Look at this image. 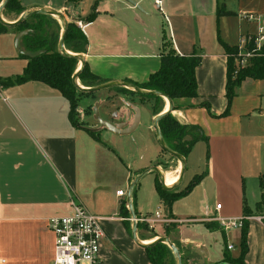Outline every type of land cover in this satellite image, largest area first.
<instances>
[{
    "label": "crops",
    "instance_id": "obj_1",
    "mask_svg": "<svg viewBox=\"0 0 264 264\" xmlns=\"http://www.w3.org/2000/svg\"><path fill=\"white\" fill-rule=\"evenodd\" d=\"M130 1L136 7L124 0H84L85 6H81L82 3L72 6L67 0H19L25 12L51 9L63 14L68 23L78 26L81 23L80 29L88 41L87 52L83 55L85 64L93 75L106 83L146 84L161 68L164 35L178 55L201 58L196 70L198 98L178 101L180 108L173 116L182 125L199 128L206 140L198 141L186 158L185 174L193 170L189 182L185 184L183 180L172 191H184L196 177L202 176V179L170 210L156 190L163 207L162 214L159 212L161 217L174 221L172 227H164V233L165 228L172 229L171 236L165 233L163 237L184 249L202 251L200 256L208 264L223 261L226 240L227 247H232L228 249L230 254L237 258L241 230L225 231L223 236L220 231H209L205 223L241 219L245 207L254 211L261 200L264 142L255 140V128L258 124L264 128V80L244 81L229 115L222 117L228 105L227 56L219 38L230 46H240L245 37L256 33L250 32L248 27L233 44L231 32L222 27V18L228 12L222 8L221 0H162L161 10L156 8L154 0ZM91 15L94 19L89 22L87 19ZM0 40L5 45L0 62L2 59L21 60L23 72L27 61L15 51L16 35L3 34ZM12 76L15 75L6 76L0 72V78ZM95 101L99 112L104 111V121L114 126L130 127L136 116L135 109H139L141 121L133 134L108 133L126 138L134 146L156 148L153 146L158 143L153 121L168 111L167 100L145 102L137 95L127 96L112 89ZM202 104L210 107L212 115ZM86 108L88 105L80 109L81 112ZM69 111V102L42 83L0 87V264H54L55 236L48 221L72 215L70 197L106 219L100 252L102 264H150L145 250L132 239L133 221L127 204L132 180L141 173L134 176L126 173L119 181L107 179L106 172L112 173L111 170L92 169L91 162L99 166L107 150L110 156L115 155L103 141V132L107 129L96 125L74 126ZM86 117L95 124L89 115ZM243 121L248 123L247 130ZM90 130L99 134L101 142L95 141ZM200 145L204 150L201 163L204 169L199 174L196 170H201L200 164L190 168L188 162ZM256 149L261 151L260 155ZM160 156L161 147L156 150L155 163ZM178 164L172 172L158 166L165 181L166 173L178 178L181 171ZM248 185L253 189L252 200L248 197ZM123 189L125 196L120 198L117 191ZM196 194H200L199 197ZM214 202L221 205L220 210L217 206L214 208ZM123 206L128 216L124 215ZM134 210L137 218L148 216L136 201ZM259 218L264 219L253 217L249 220L247 264H264V224ZM161 236L149 240L147 233L138 229L141 243H152Z\"/></svg>",
    "mask_w": 264,
    "mask_h": 264
},
{
    "label": "trees",
    "instance_id": "obj_2",
    "mask_svg": "<svg viewBox=\"0 0 264 264\" xmlns=\"http://www.w3.org/2000/svg\"><path fill=\"white\" fill-rule=\"evenodd\" d=\"M84 0H67V3L72 6H79ZM3 0H0V4ZM25 12L19 0H10L3 11V18L7 19V15L15 13L17 18ZM228 14V13H226ZM94 16L91 15L87 20L91 22ZM30 31L20 41L21 49L28 54H35L43 52L42 55L36 58H26L19 55L23 60L27 61L26 67L22 74L15 75L8 78H0V87L10 88L20 86L29 82H38L46 85L47 87L59 92L70 105L69 119L74 126H80L76 123L77 114L79 112L80 101L85 97H91L94 94H87L79 91L72 82L73 76L79 69V62L73 58L64 57L58 52V43L61 35V26L59 21L49 16H33L17 27H5L0 23V36L7 33L18 35L23 31ZM219 42L223 46L227 56V83H226V98L228 101L227 109L222 117L229 115L233 100L237 96V91L242 83L247 79L251 80H264V47L260 51L252 43L246 44L244 51L253 52V57L247 60L245 67L238 66L236 63L242 61L240 59L241 52L239 46H230L225 44L220 38ZM66 50L75 55H84L87 52L88 41L80 29V27L71 22L68 25L66 40ZM161 57L160 70L149 78V81L143 85H136L140 89L146 91H155L167 95L174 104V109L178 110L180 107L177 102L183 99L193 100L198 98L196 70L201 64V58L195 55L185 57L180 56L175 51L172 43L167 39L166 35L163 36V51ZM79 83L85 88H94L105 84L106 82L99 77L93 75L88 66L85 65L83 71L79 75ZM123 95H137L129 90L118 88L115 89ZM139 96V95H137ZM143 101L156 100L163 102L160 97L152 96H139ZM206 108L211 114L210 107L207 104L201 105ZM158 111L156 114H158ZM89 109L84 110L85 115L89 114ZM173 112L167 114L160 122L159 128L163 135L167 147L187 158L192 151L194 145L201 140H206L197 127L189 125H182L177 118L173 116ZM212 115V114H211ZM90 135L97 142H101L99 134L89 132ZM190 137L191 140L187 141L186 138ZM167 154L161 149L162 155ZM208 156V155H207ZM161 164H158L160 166ZM202 176L196 177L189 186L181 192L177 191H164L160 183L156 182L157 193L161 201L170 210L172 205L187 196L201 181ZM135 193H133V196ZM135 203V196L133 197ZM125 212L124 215L128 216L125 206L122 207ZM264 217V185L261 200L256 205L255 210L248 207L244 208L243 226L241 229V239L239 245V256L234 258L227 247L226 240L225 252L223 261L214 264H247L246 256L249 252L248 232L249 221L247 218ZM264 224V219H262ZM205 227L209 231H220L225 236V230L218 222H207ZM148 226L143 223L138 224V229L146 230ZM149 229V228H148ZM166 236L170 234V228H165ZM154 236L153 238H155ZM173 244L179 249L182 257L183 264H208L202 256L198 255L191 248H182L179 244ZM148 261L150 264H177L176 258L171 249L162 243L155 244L145 250Z\"/></svg>",
    "mask_w": 264,
    "mask_h": 264
},
{
    "label": "rangeland",
    "instance_id": "obj_3",
    "mask_svg": "<svg viewBox=\"0 0 264 264\" xmlns=\"http://www.w3.org/2000/svg\"><path fill=\"white\" fill-rule=\"evenodd\" d=\"M89 1L91 2V0H89ZM86 4H87V2H85L81 6H85ZM93 4H95V2ZM221 4H222V8L228 12V14L224 15V17L222 18V27L224 30L231 32L233 44L238 42L240 35L246 33L248 27H249V31L252 33H257L258 29H259L258 23H246L244 20H242V18H241L242 14H253V15H255V17L260 18V21H261L260 25L264 26V0H221ZM77 11L80 12V9H78ZM90 12H91V9H90ZM7 17L8 18L5 19L6 21H9V20L13 21V20H16V18H17L15 13H10L7 15ZM60 26H61V30H62V24L61 23H60ZM167 30H168V28H167ZM244 48H245V46H244ZM244 48L240 51L242 54L240 59H243L244 56L248 53V52L244 51ZM4 52H5V45L2 42V40H0V56L2 55V53L4 54ZM20 61L21 60H14V61L10 60L9 61L8 59H2V62H0L1 63L0 64V72H2L6 76L20 74L22 72V65H23L22 62H20ZM241 62L242 61H239L236 64L238 66L239 65L241 66L242 65ZM246 65L247 64H245V66ZM79 66H80V64H79ZM245 66H241V67H245ZM107 93H108V90H105V91H101V92L97 93L98 96L93 95L91 97L83 98L80 101L79 112H78L77 118L75 120L76 123L83 124L86 127L89 125H91V126L96 125V127H100V125L96 122L95 115L93 113V109L95 108V102H96L95 99L97 100V98L98 99L102 98V97L106 96ZM91 99H92V101H91ZM136 99H138V98H136ZM152 101H150V102H152ZM115 102H117V101H115ZM150 102H148V104ZM263 104H264V99H263ZM87 105H88V109H89L88 115L90 116V120L95 121V124H93L94 122L91 123L89 121V117L88 118L86 117L87 114L85 115V113L81 112V110H80V109H83V107H86ZM99 113H100L101 118L103 120H105L104 111L101 110ZM256 113H258V111H256ZM263 122H264V120H263ZM243 123H244L243 127L247 130L248 123L246 121H243ZM263 126H264V123H263ZM255 129H256L255 140L258 143L264 142V128L261 129V125L258 124ZM108 132L111 133L109 130L108 131L105 130L103 132V135H104L103 141L107 142V143H105V145L108 144V146L115 152V155L110 156V154H108V150L107 151L105 150L106 156H104V158L99 160V166H96V163H94L93 161L91 162V165H90V167L92 169H95V167H97V168L99 167L102 170H105V169L111 170L112 173L106 172L107 179L111 178L113 180L117 179L120 181L119 178L122 175L125 176L126 173H130V176H132V175L134 176L138 172L142 173L145 170H147L148 168H151L153 166H158V164H161L160 166L163 170H167L169 172H172L179 165L178 164L179 162L176 159L170 157L168 154L162 155L161 160L159 162L157 161V163H155V161H156V158H155L156 150H160V145L158 143L153 144V146L156 147L155 149L150 148L149 146L147 148H145V146H143V145L134 146L131 142L126 140V138H116V136H111L112 134H109ZM202 147H203V145H200V146H197V148H195V150H194L193 154L191 155V158L188 162V165L190 168L193 164H200L199 168L201 170L200 171L196 170V172H198L199 174L202 173V170L204 169V164H201V163H203V158H204L203 157V151L204 150H202L203 149ZM263 151H264V149H263ZM256 153L258 155H260L261 151L259 149H256ZM186 161H187V159H186ZM151 164H154V165H151ZM192 173H193V170L189 169V171L185 174V176L183 178L185 184H187L189 182V179H190V176ZM166 174L168 175V177L170 179H174V178L176 179L177 178V177L172 178L169 173H166ZM156 177H157V180L159 182V177L156 173H151V174L147 175L146 177H144L141 180L140 184L137 185V187L134 191L135 201L137 202V204L140 208H142L146 213H148V216H146V217H150V218L154 217L157 212H160L161 214L163 212V207L160 206V201H159V198L157 197V194H156V190H157L156 189ZM133 181H135V180H132V182ZM251 187H252L251 185H248V193H249L248 197L250 198V200H252V193L251 192L253 190V189H251ZM123 191H126V190L123 189ZM196 195H198V197H199L200 194H196ZM194 199H196V198H194ZM218 205L220 206V204L218 202L217 203L214 202V208L215 209H216V206H218ZM133 206H134V203H133ZM164 220H166L168 222L166 224H163V223L158 224L152 230L147 228L146 230L141 229V231L144 233H147L148 237H150L149 240H151V239L153 240L157 236H160V235H162L161 237H163L165 235L164 227L165 226L172 227V225L174 223V221L171 220L169 217H164ZM156 229H157V232L159 235L157 234ZM154 236H156V237L153 238ZM170 236H171V234H170Z\"/></svg>",
    "mask_w": 264,
    "mask_h": 264
},
{
    "label": "water",
    "instance_id": "obj_4",
    "mask_svg": "<svg viewBox=\"0 0 264 264\" xmlns=\"http://www.w3.org/2000/svg\"><path fill=\"white\" fill-rule=\"evenodd\" d=\"M10 0H3V2L0 4V23L5 26V27H17L21 24H23L25 21H27L29 18L33 17V16H49L52 17L54 19H56L57 21H59L62 24V30H61V35H60V39H59V43H58V52L59 54H61L64 57H69V58H73L75 60H77L80 63V67L77 70L76 74L73 76L72 78V82L73 85L81 92L87 93V94H96L99 93L101 91H105V90H112V89H118V88H123L126 90H129L131 92H134L135 94L139 95V96H152V97H160L163 98L165 100L168 101L169 103V109L166 113L157 116L154 121H153V129L154 132L156 134L157 137V141L161 147V149L163 151H165L170 157L176 159L180 165H181V171L180 174L177 178V183L169 188L166 185V181L164 178L163 173L161 172V170L159 169L158 166H153L147 170H145L143 173H141L136 179L135 181L131 184L130 189H129V193H128V199H127V204H128V208L130 211V214L132 216V221H133V228H132V239L133 241L136 243L137 246H139L141 249L146 250L147 248L158 244V243H162L167 245L171 251L173 252L175 258H176V262L177 264H183L182 262V257H181V253L179 251V249L167 238V237H161L156 239L155 241H153L152 243H150L149 245H143V243H141V241L139 240L138 237V221H137V216L134 210V206H133V201H132V195H133V191L135 186L139 183V181H141L144 177H146L147 175L151 174V173H156L159 177V183L161 185V188L164 191H172L175 190L176 188H178L182 182H183V178L187 169V161L186 158L171 151L163 138V135L161 133V130L159 128V122L169 113L173 112L174 109V104L173 101L165 94L160 93V92H155V91H146L143 89H140L139 87H137L136 85L129 83V82H109V83H105L101 86L98 87H94V88H85L83 86H81V84L79 83V75L80 73L83 71L84 67H85V58L83 55H75L72 54L70 52H68L66 50L65 47V40H66V35H67V30H68V21L65 18V16L61 13H58L57 11L51 10V9H37V10H31V11H27L24 12L17 21L15 22H7L4 18H3V11L5 9V7L7 6V4L9 3ZM128 3H130L132 6L136 7V4L130 0H124ZM30 31H23L21 33H19L16 36V40H15V50L16 52L21 55L24 56L26 58H36L40 55L43 54V52H37L35 54H28L25 53L21 47H20V41L21 39L26 36ZM93 113L95 115V119L96 122L100 125L101 128L103 129H107L110 132L119 135V136H129L131 134H133L136 129L139 127L140 121H141V113L139 111V109H135V119L134 122L132 123V125L128 128H125V125H118V126H114L111 125L110 123L105 122L99 113L98 110V105L95 106V108L93 109ZM91 132H94L92 130H90ZM187 141H190L191 138L188 137L186 138ZM195 252L198 255H202V251L200 250H195Z\"/></svg>",
    "mask_w": 264,
    "mask_h": 264
},
{
    "label": "built area",
    "instance_id": "obj_5",
    "mask_svg": "<svg viewBox=\"0 0 264 264\" xmlns=\"http://www.w3.org/2000/svg\"><path fill=\"white\" fill-rule=\"evenodd\" d=\"M158 10L162 9V0H154ZM242 20L246 23H258V32L254 35L247 36L243 39L240 51L248 43H252L258 51L264 47V26L260 25V18L253 14H242ZM81 27V23H79ZM242 56V54H241ZM240 56V57H241ZM253 57V52H248L242 59L241 66L247 64V60ZM117 196H125L123 190L117 191ZM69 206L73 210L72 215L66 217L52 218L48 221L49 229L55 236V261L54 264H102L100 252L105 231L103 217L97 216L85 207L79 204L74 197H70ZM221 209V205L217 206ZM251 218H247L249 221ZM245 219L218 220V223L225 231L241 230ZM258 220H262L259 218ZM138 223H143L150 230L154 229L157 224H166L168 221L161 217L157 212L154 217H142L137 219ZM232 249L231 246L228 247Z\"/></svg>",
    "mask_w": 264,
    "mask_h": 264
},
{
    "label": "bare ground",
    "instance_id": "obj_6",
    "mask_svg": "<svg viewBox=\"0 0 264 264\" xmlns=\"http://www.w3.org/2000/svg\"><path fill=\"white\" fill-rule=\"evenodd\" d=\"M176 181H177V178L176 179H170V178L167 177L166 178V185H167V187H169V188L173 187L177 183ZM149 244L150 243H143V245H149Z\"/></svg>",
    "mask_w": 264,
    "mask_h": 264
}]
</instances>
